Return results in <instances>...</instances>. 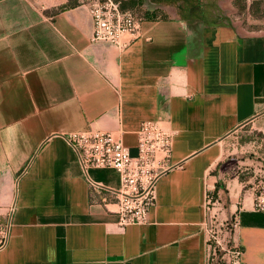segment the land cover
<instances>
[{
  "label": "crops",
  "instance_id": "0c3cea01",
  "mask_svg": "<svg viewBox=\"0 0 264 264\" xmlns=\"http://www.w3.org/2000/svg\"><path fill=\"white\" fill-rule=\"evenodd\" d=\"M0 0V264H208L206 198L238 214L241 264H264V0H147L140 37L94 41L82 0ZM173 135L146 223L119 225L67 139L142 123ZM112 208V207H110Z\"/></svg>",
  "mask_w": 264,
  "mask_h": 264
},
{
  "label": "built area",
  "instance_id": "2783aa9c",
  "mask_svg": "<svg viewBox=\"0 0 264 264\" xmlns=\"http://www.w3.org/2000/svg\"><path fill=\"white\" fill-rule=\"evenodd\" d=\"M94 20V41H108L121 49L140 37L144 18L125 9L118 0L87 2ZM138 153L133 155L123 138L113 131H74L67 139L78 154L85 173L90 168H113L121 176L118 188L89 179L90 191L101 196V202L119 217V225L146 223L157 201V181L165 170L172 151L173 135L151 121L139 129ZM255 208L264 211V171L253 185ZM206 234L208 264H241L244 250L234 234L240 226L238 214L221 216V199L213 192L206 198ZM112 207V208H110ZM8 230L0 234V248L7 241Z\"/></svg>",
  "mask_w": 264,
  "mask_h": 264
},
{
  "label": "rangeland",
  "instance_id": "374dc122",
  "mask_svg": "<svg viewBox=\"0 0 264 264\" xmlns=\"http://www.w3.org/2000/svg\"><path fill=\"white\" fill-rule=\"evenodd\" d=\"M83 2L87 3L93 0H82ZM121 2V5L125 9H132L134 10L139 16L146 17V13H140L144 11V5L146 4L147 0H118ZM78 2V0H70L69 4H73Z\"/></svg>",
  "mask_w": 264,
  "mask_h": 264
}]
</instances>
